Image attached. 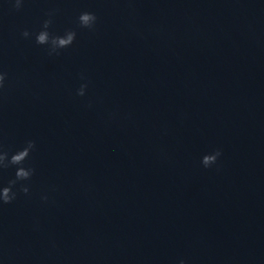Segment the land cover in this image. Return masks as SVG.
<instances>
[{"label":"water","instance_id":"1","mask_svg":"<svg viewBox=\"0 0 264 264\" xmlns=\"http://www.w3.org/2000/svg\"><path fill=\"white\" fill-rule=\"evenodd\" d=\"M0 70V264H264V0H0Z\"/></svg>","mask_w":264,"mask_h":264},{"label":"clouds","instance_id":"2","mask_svg":"<svg viewBox=\"0 0 264 264\" xmlns=\"http://www.w3.org/2000/svg\"><path fill=\"white\" fill-rule=\"evenodd\" d=\"M12 7L19 11L23 7L24 0H10ZM58 10H50L47 13L48 18L42 22L41 29L35 33V42L39 45L47 46V53L49 56L60 55V50L71 46L76 38V31L74 29H66L63 35L54 34L49 31L52 23L53 16ZM98 17L94 12L83 11L77 17V23L82 28H87L90 31H94L97 24ZM22 37L25 39L30 38L33 33L28 29H24L21 32ZM7 72L0 70V93H3L6 87ZM84 83H81L76 90L78 96H84L88 87L86 76L81 73L80 76ZM36 147L34 140H27L25 145L15 152L9 155V151L4 150L3 145L0 144V170L7 169L12 166H16L15 176L10 179L7 185L0 186V205L9 204L13 202L18 195V191L29 194L30 188L27 184L20 183L19 189L14 190L18 182L30 181L31 177L35 173V168L32 166H25V161L28 160L30 154ZM222 155V151L217 148L214 151L203 155L201 163L205 168H210L217 163L218 158ZM42 200L47 201L48 196L43 195ZM180 264H186L184 260L180 261Z\"/></svg>","mask_w":264,"mask_h":264}]
</instances>
